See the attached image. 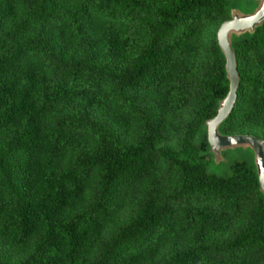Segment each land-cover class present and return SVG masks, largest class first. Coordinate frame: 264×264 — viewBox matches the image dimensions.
Segmentation results:
<instances>
[{
    "label": "trees",
    "instance_id": "trees-1",
    "mask_svg": "<svg viewBox=\"0 0 264 264\" xmlns=\"http://www.w3.org/2000/svg\"><path fill=\"white\" fill-rule=\"evenodd\" d=\"M253 0H0V264H264L251 154L211 168L215 33ZM224 135L264 141V20L231 40Z\"/></svg>",
    "mask_w": 264,
    "mask_h": 264
},
{
    "label": "water",
    "instance_id": "water-1",
    "mask_svg": "<svg viewBox=\"0 0 264 264\" xmlns=\"http://www.w3.org/2000/svg\"><path fill=\"white\" fill-rule=\"evenodd\" d=\"M255 7L229 10V19L223 21L216 30L215 39L218 49L224 59V72L228 80V89L223 98L218 101L215 115L206 119L200 131L205 132L208 153L211 155V168L226 161L222 158L226 150L240 151V154H251L258 190L264 198V141L252 135H224L218 131L223 119L231 111L236 99L238 74L231 40L253 29L264 20V0H253Z\"/></svg>",
    "mask_w": 264,
    "mask_h": 264
},
{
    "label": "rangeland",
    "instance_id": "rangeland-1",
    "mask_svg": "<svg viewBox=\"0 0 264 264\" xmlns=\"http://www.w3.org/2000/svg\"><path fill=\"white\" fill-rule=\"evenodd\" d=\"M240 151H231V150H226L222 156V158L226 161V162H230L233 159L239 158L240 157Z\"/></svg>",
    "mask_w": 264,
    "mask_h": 264
}]
</instances>
